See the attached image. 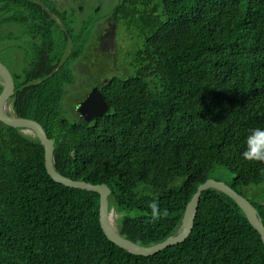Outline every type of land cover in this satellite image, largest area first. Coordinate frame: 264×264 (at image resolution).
<instances>
[{
	"label": "trees",
	"instance_id": "trees-1",
	"mask_svg": "<svg viewBox=\"0 0 264 264\" xmlns=\"http://www.w3.org/2000/svg\"><path fill=\"white\" fill-rule=\"evenodd\" d=\"M56 1L0 0V27L26 38L12 113L43 125L58 172L110 187L122 236L151 245L177 233L220 167L242 195L264 180V162L242 157L264 127V0H118L113 20L135 44L126 74L95 82L110 109L90 122L61 107L87 35ZM250 201L264 223V201ZM0 264H264V243L232 197L208 188L185 241L130 253L102 228L99 192L53 179L41 140L0 120Z\"/></svg>",
	"mask_w": 264,
	"mask_h": 264
},
{
	"label": "rangeland",
	"instance_id": "rangeland-1",
	"mask_svg": "<svg viewBox=\"0 0 264 264\" xmlns=\"http://www.w3.org/2000/svg\"><path fill=\"white\" fill-rule=\"evenodd\" d=\"M117 2L118 0L56 1V5L61 10H67L69 13L66 20L72 23L74 31L81 33L82 29H86L87 35L86 50L73 63L75 82L68 86L67 93L61 102L63 111L71 119L78 118L75 112L76 106L90 93L96 81L116 73H127L128 68L123 57L134 46L135 41L131 32L126 30L122 22L113 20V8ZM107 22L115 24V47L113 48L109 46L102 48L100 45L99 35L104 31ZM60 24L63 26L61 21ZM15 29L17 27H12L9 23L0 27V60L13 72L20 70L24 64L26 42L25 37H16ZM10 32L13 33V36L7 37L6 33ZM0 84H2L1 78ZM23 132L33 134L29 130ZM215 175L228 182H231L234 176L224 167H220ZM239 190L250 200L264 201V180L260 184L239 187ZM118 216L119 214H115V224Z\"/></svg>",
	"mask_w": 264,
	"mask_h": 264
},
{
	"label": "water",
	"instance_id": "water-1",
	"mask_svg": "<svg viewBox=\"0 0 264 264\" xmlns=\"http://www.w3.org/2000/svg\"><path fill=\"white\" fill-rule=\"evenodd\" d=\"M0 78L3 88L0 92V120L5 124L20 127L23 131L29 130L36 135L45 148V164L48 173L56 181L71 187L97 191L100 194V221L107 237L128 252L138 255H152L170 246L179 244L187 239L193 231L195 218L197 216L200 198L202 193L208 188L219 189L230 197L244 210L251 224L258 230L264 243V223L262 222L256 206L226 181L210 177L201 183L196 192L187 203L183 221L177 233L170 235L165 240L151 245H141L122 236L114 223V208H110L109 195L110 187L105 184H93L85 180H75L58 172L54 165L55 143L51 139L43 125L35 119L19 117L12 113L10 98L14 93L15 80L10 68L0 60ZM110 109V104L106 100L99 86H95L86 98L78 105L81 119L84 122L92 121L96 116L106 113ZM114 219V220H113Z\"/></svg>",
	"mask_w": 264,
	"mask_h": 264
},
{
	"label": "clouds",
	"instance_id": "clouds-1",
	"mask_svg": "<svg viewBox=\"0 0 264 264\" xmlns=\"http://www.w3.org/2000/svg\"><path fill=\"white\" fill-rule=\"evenodd\" d=\"M242 157L248 161L264 162V127L250 130L245 137ZM150 207L156 211L158 206L153 202Z\"/></svg>",
	"mask_w": 264,
	"mask_h": 264
},
{
	"label": "flooded vegetation",
	"instance_id": "flooded-vegetation-1",
	"mask_svg": "<svg viewBox=\"0 0 264 264\" xmlns=\"http://www.w3.org/2000/svg\"><path fill=\"white\" fill-rule=\"evenodd\" d=\"M100 36V45L102 48L106 47V46H109V47H115V44H114V39H115V24L113 23H109L107 22V26L105 27L104 31L101 32V34L99 35ZM96 86L100 85V84H96ZM86 97L83 98V100L85 99ZM82 100V101H83ZM80 101L77 106H76V109H75V112H76V116L78 118L81 117V114H80V111L77 110V107L78 105L82 102Z\"/></svg>",
	"mask_w": 264,
	"mask_h": 264
},
{
	"label": "bare ground",
	"instance_id": "bare-ground-1",
	"mask_svg": "<svg viewBox=\"0 0 264 264\" xmlns=\"http://www.w3.org/2000/svg\"><path fill=\"white\" fill-rule=\"evenodd\" d=\"M113 218H115V213L113 214ZM114 220V219H113ZM114 223H115V221H114Z\"/></svg>",
	"mask_w": 264,
	"mask_h": 264
}]
</instances>
